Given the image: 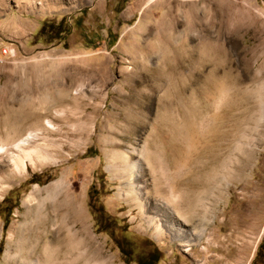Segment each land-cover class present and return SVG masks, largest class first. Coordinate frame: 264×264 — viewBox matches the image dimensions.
Here are the masks:
<instances>
[{"label":"rangeland","instance_id":"rangeland-1","mask_svg":"<svg viewBox=\"0 0 264 264\" xmlns=\"http://www.w3.org/2000/svg\"><path fill=\"white\" fill-rule=\"evenodd\" d=\"M59 181L111 264H264V0H0V264Z\"/></svg>","mask_w":264,"mask_h":264},{"label":"bare ground","instance_id":"bare-ground-1","mask_svg":"<svg viewBox=\"0 0 264 264\" xmlns=\"http://www.w3.org/2000/svg\"><path fill=\"white\" fill-rule=\"evenodd\" d=\"M27 143L26 138L12 145L16 150L23 151V146ZM130 153L138 156L134 162H128V158L122 154L120 156L124 163L122 165L109 163L107 170L118 173L117 178L125 179V186L131 188L128 192H131L132 198H136L139 196V185L138 173L135 174L134 171L138 170L141 158L144 156L143 148L139 151L131 148ZM108 156L113 157L111 154ZM155 158L150 157L153 165H158L159 161ZM11 161L16 164V156L11 158ZM35 191L33 189L30 194ZM188 194L185 195L186 199L190 198ZM173 199L175 200V198L171 200ZM24 205L26 209L22 220L14 226V232L6 244L3 264H111V259L102 252V248L90 232L82 210L73 197L71 187L63 188L61 181L53 183L51 187L43 189L42 196L32 199L29 195ZM159 206L161 211L158 209L156 211L162 213V225L170 238L188 248L201 240L204 234L203 228L197 230L196 226L190 227L188 220L181 217L179 211L170 209V205L164 203ZM176 209L178 210L177 206ZM152 219L146 223L149 227L153 226ZM159 236L160 232L157 233L156 238L158 239Z\"/></svg>","mask_w":264,"mask_h":264},{"label":"trees","instance_id":"trees-1","mask_svg":"<svg viewBox=\"0 0 264 264\" xmlns=\"http://www.w3.org/2000/svg\"><path fill=\"white\" fill-rule=\"evenodd\" d=\"M260 249L263 250V244L260 245ZM148 262H149L148 264H155L156 260H155V258H153V259L151 258L148 260ZM256 262H257V259H255L252 264H256Z\"/></svg>","mask_w":264,"mask_h":264},{"label":"built area","instance_id":"built-area-1","mask_svg":"<svg viewBox=\"0 0 264 264\" xmlns=\"http://www.w3.org/2000/svg\"><path fill=\"white\" fill-rule=\"evenodd\" d=\"M9 48H3L2 50V54H5V55H10V50H8Z\"/></svg>","mask_w":264,"mask_h":264}]
</instances>
